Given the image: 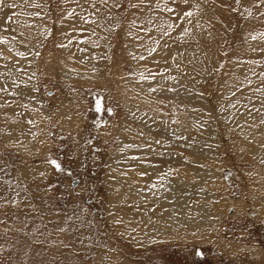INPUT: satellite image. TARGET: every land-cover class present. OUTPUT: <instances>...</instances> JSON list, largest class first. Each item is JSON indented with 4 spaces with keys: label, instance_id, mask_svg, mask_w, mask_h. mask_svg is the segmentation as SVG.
I'll return each instance as SVG.
<instances>
[{
    "label": "rangeland",
    "instance_id": "rangeland-1",
    "mask_svg": "<svg viewBox=\"0 0 264 264\" xmlns=\"http://www.w3.org/2000/svg\"><path fill=\"white\" fill-rule=\"evenodd\" d=\"M187 11L194 15L181 23ZM40 22L45 29L34 32ZM179 30L194 39L193 53L191 41H176ZM262 33L261 0H3L0 39L22 46L24 56L0 44L3 67L17 73L0 76V192L26 197L31 186L12 181L20 185L27 169L44 166L54 193L48 205L17 212L0 198V264H264ZM178 81L193 86L198 120ZM21 106L47 116L34 142L33 163H44L23 161L10 173L24 157H10L13 146L2 142ZM127 139L141 150L115 160ZM48 158L62 171L49 175ZM165 179L181 180L183 217L160 197L165 191L175 206L184 203Z\"/></svg>",
    "mask_w": 264,
    "mask_h": 264
},
{
    "label": "crops",
    "instance_id": "crops-1",
    "mask_svg": "<svg viewBox=\"0 0 264 264\" xmlns=\"http://www.w3.org/2000/svg\"><path fill=\"white\" fill-rule=\"evenodd\" d=\"M19 60H21L22 58H17ZM24 59V58H23ZM24 61V60H23ZM8 61H5L4 59H0V76L5 78V79H9L10 77L6 76V73H9L8 75L11 76V78L9 80L12 79L13 76H15L17 73L13 71V73H11L10 69L11 66L8 65L7 68L3 67L4 63H7ZM7 86V85H6ZM30 86V85H28ZM36 94H38L39 96H41L37 90ZM27 96V95H25ZM28 100L33 101V99L35 98V96L31 95L27 96ZM40 108L43 109V104L40 101L39 104ZM22 108V110H20V114L21 115H16L15 117V125H12V129L10 128L9 131H12V133H9L8 135V139H10L9 137L11 136V134H14L13 138L10 139L12 140L13 143H10L8 141V139L2 142L3 145H12L13 147H7L6 151L7 154L10 157H24V158H20L18 159L16 162L13 160L12 161V167H10V173H13L15 171H18V169L20 168V164L23 163V161H26L28 163H30L32 161V166H36L38 165V167H40L39 164L44 163V161H41L38 163H33L34 161H38V159H34L35 157H39L37 153L38 149L37 147H39L37 144H34L35 141L38 142L39 138L42 136V134L40 135V132H42V117L46 118L47 116H45V112L44 110H42V113H38L37 110L34 111L35 106H31V107H20ZM27 108L28 111H25ZM32 111H34V113H32ZM47 119V118H46ZM71 128L70 130H76L75 127H69ZM70 132H75V131H70ZM76 134V133H75ZM18 135V136H17ZM249 135V134H248ZM15 136H17V138H15ZM46 137V136H45ZM4 138V137H3ZM18 138H22L21 140H16ZM5 160V159H3ZM49 160H51L50 158H48L46 160V164H50L51 165V169H47L48 174L50 175L54 166H52V164L49 162ZM53 161V160H52ZM44 166L40 167V168H36V167H31L30 169H27V176L25 177L27 180H21L20 181V185H18V183L13 180V179H9L13 180L12 182H14L13 184L16 186H31V189L28 190V193L26 194V197L21 196L17 191H12L13 194L7 190L6 193L3 195L2 192H0V198L3 200H5L8 204L7 209H10L11 211L17 212L19 210H21L22 208V204H26L25 208L26 210L31 209L32 205H34V203L38 204V207H44V205H48L50 202V198L53 197V193H54V187L51 186V180L48 178H42V176L44 175V171L42 170ZM14 169V170H13ZM33 169V170H32ZM42 170V171H41ZM41 173V176H40ZM45 176V175H44ZM46 177V176H45ZM42 178V179H41ZM10 181V183H12ZM50 182V183H49ZM5 196V197H4ZM42 204L43 206L39 205Z\"/></svg>",
    "mask_w": 264,
    "mask_h": 264
},
{
    "label": "bare ground",
    "instance_id": "bare-ground-1",
    "mask_svg": "<svg viewBox=\"0 0 264 264\" xmlns=\"http://www.w3.org/2000/svg\"><path fill=\"white\" fill-rule=\"evenodd\" d=\"M169 11H166V14H168V16H167V19H166V21H167V23H168V20L169 21H171L170 20V18H168V17H170L171 15H170V13H168ZM236 12V11H235ZM227 14V13H226ZM1 15H3L2 17L3 18H5V10L4 9H2V14ZM180 17H182V20H181V23H185V22H187L186 21V19L184 18V16H182V15H179ZM230 20V19H229ZM171 25H173L174 27H176L175 26V24L174 23H170ZM173 27V28H174ZM187 27L188 28H191V25H187ZM9 29H10V26H8L7 28H6V31H8L9 32ZM45 29V26H44V24L42 23V22H40V23H38L37 25H35V27H33V31L34 32H37V33H41V32H43V30ZM190 31V30H189ZM193 31V30H192ZM172 32V31H171ZM178 36H176L175 37V39H176V41H178V42H180V43H184V42H186V40H189V41H191V42H189V43H187L188 44V49L191 51V53H193V51H192V48L195 46H193V42H194V39H191L190 37H188V39L185 37V36H181V30H179V32H178V34H177ZM155 37V36H154ZM156 37H157V35H156ZM17 38V37H16ZM158 38H159V36H158ZM163 38H165L164 36H163ZM152 39H154V38H152ZM40 42H41V39H40ZM196 42V41H195ZM212 42V41H211ZM157 44H158V42H157ZM198 44V43H197ZM197 44H196V46H197ZM211 44V43H210ZM262 44V43H261ZM2 46H4L5 47V49L8 51H10L11 52V54L12 55H18V52L20 51V47H22V46H16L14 43H12V42H9V44H1ZM159 45V44H158ZM154 46V45H153ZM137 49H139V47L137 48ZM153 49H154V51L151 53V54H148L149 55V58L151 59V60H155V59H158V56H159V47L158 46H154L153 47ZM8 51V52H9ZM99 51V50H98ZM13 52V53H12ZM98 53V52H97ZM195 53V52H194ZM200 53V52H199ZM10 54V53H9ZM202 54V53H201ZM203 55V54H202ZM2 54L0 53V58H2ZM195 58H197V53H195ZM83 60V59H82ZM69 73V70L68 69H64V70H62V74L61 75H63V76H65L66 77V73ZM90 72V74L92 75L93 74V71L92 70H90L89 71ZM74 73H76V72H71V74H74ZM68 75V74H67ZM70 75V74H69ZM94 75V74H93ZM78 76H79V78L81 77V76H83L81 73H79L78 74ZM99 76V75H98ZM101 77V76H100ZM103 78V77H102ZM10 79V78H9ZM97 80H99V79H97ZM171 80H173L172 78H171ZM174 84H175V86L177 87V86H181L182 85V82H180V81H178V83L176 84L175 82H173ZM146 86H147V84H146ZM178 88V87H177ZM181 89H183V94L185 95V96H187L188 98H189V101H190V103L192 104L191 105V111H192V113H194L195 114V117H196V120H198L199 119V117L198 116H196V113H197V108H196V105H195V103H194V101L191 99V97L195 94H193V92H192V89H193V86L190 84V83H185V84H183L182 86H181ZM28 90V89H27ZM26 92V91H25ZM22 93V92H21ZM28 96V95H27ZM26 96V97H27ZM263 99H264V95H262L261 96ZM206 99V98H205ZM246 101H247V99H246ZM249 103V100H248V102H246V104H248ZM206 105V104H205ZM262 107V106H261ZM224 111V110H223ZM220 112V111H219ZM240 112V117H241V119H245L247 122L245 123V126H246V124H250V123H252L251 121L252 120H249V119H252V116L251 115H248V114H246V112L244 111V113L243 112H241V111H239ZM200 113V112H199ZM242 113V114H241ZM205 114V113H204ZM208 114V113H207ZM63 115V114H62ZM221 116H222V114H221ZM223 116H225V119H226V114L224 113V115ZM69 117V116H68ZM67 118V117H66ZM208 118V117H207ZM219 118V117H218ZM64 119V118H63ZM149 119H150V122L151 123H157L159 126H161L162 127V125H161V122H160V120L158 119V118H156V117H149ZM222 119H223V117H222ZM65 120V119H64ZM70 121V120H69ZM68 121V122H69ZM254 122V121H253ZM64 123V122H63ZM71 123V122H70ZM243 124V123H242ZM200 126V125H199ZM163 127H164V125H163ZM194 127H195V125H194ZM197 127H198V125H197ZM202 127V126H201ZM200 127V128H201ZM166 129V128H165ZM198 129V128H197ZM247 132H248V128L247 129H245V127H244V136H245V138H247L248 140H253L252 139V137H249V136H247ZM243 133V132H242ZM262 133L264 134V128H263V131H262ZM121 140V139H120ZM196 144H197V142H196ZM120 149H122V151H124L125 152V154L123 155V157H122V154H121V151H120V153H119V156L120 157H114V159L115 160H117V159H119V158H121V159H125V158H127V159H129L130 160V156L128 157V153H134V151L135 150H141V148H139L138 147V145H136V144H133V141L131 142V140H128L127 139V143H126V145L125 146H123V145H121V143H120V147H119ZM119 149V150H120ZM144 150V152H148L149 150L148 149H143ZM256 152L258 153L256 156L257 157H261L260 155H259V150L258 149H256ZM130 155V154H129ZM134 157V156H133ZM137 157H139V156H137ZM263 162H264V158H263ZM190 164V163H189ZM118 166H120L119 164H118ZM190 168V166L188 165V169ZM113 169V168H112ZM137 171H139V170H137ZM114 173V172H113ZM165 182H166V184L165 185H169L171 188H173L174 190H176V191H179L180 193H182L183 194V200H184V203L183 202H180V201H178L177 202V204H176V206H175V197H172L171 195H169L167 192H165V191H160V197H161V199H162V201H164V202H167V203H169V204H171V202H172V200H173V203H172V205L176 208H178L179 210H180V212H179V215L180 216H182L184 213H185V210H186V208H187V204H188V200H187V193H185L184 191H182V189L180 188V186H179V183H180V179H178V180H173V181H166V179L164 180ZM187 187H189L190 189H191V191H193V187L191 186V185H186ZM115 194V193H114ZM195 194H197V195H199V196H204V197H210V194H208V193H204L203 191H200L199 189H197V191L195 192ZM112 200H113V202H115L116 201V198H115V196H114V198H113V196H112ZM251 204V203H250ZM250 207V206H249ZM199 213V212H198ZM207 215L208 216H210L209 215V213H207ZM197 216V215H196ZM183 217V216H182ZM198 218L202 221V222H207V221H209L210 220V218H208L206 215H205V213L204 214H198ZM178 219H179V217H178ZM182 220V219H181ZM213 220L215 221V219L213 218ZM216 222V221H215Z\"/></svg>",
    "mask_w": 264,
    "mask_h": 264
},
{
    "label": "snow or ice",
    "instance_id": "snow-or-ice-1",
    "mask_svg": "<svg viewBox=\"0 0 264 264\" xmlns=\"http://www.w3.org/2000/svg\"><path fill=\"white\" fill-rule=\"evenodd\" d=\"M103 2H104V3H107V0H103ZM184 2L187 3V0H184ZM261 2H264V0H261ZM2 3H3V0H0V4H2ZM237 3H239V0H237ZM197 7H199V6H197ZM168 11H173V10H172V9H168ZM250 14H251V13H250V11H249V15H250ZM69 15H72V13H69ZM193 15H194V13H193L192 11H187V12L184 13V17H185V18H188L189 20H190V18H191ZM85 22H86V23L88 22L87 19H85ZM93 23H95V21H93ZM197 26H199V25H197ZM168 27H169V28H173L174 26L171 25V24H169ZM188 31H189V29L186 28V29L184 30L185 34H187ZM169 34H170V33H165V35H169ZM261 36H264V33H262ZM252 38H253V39H256L255 36H253ZM5 43H7V41H5L4 39H0V44H5ZM69 43H71V42H69ZM80 43H86V41L81 40ZM61 46H62V47H67V45H61ZM82 51H83V49H82ZM153 51H154V49H149V54H151ZM18 55H20L21 57H23V56H24V53L21 52V53H19ZM140 59H144V57L141 56ZM141 78H142V79H147V77H145V76L143 75V73H141ZM152 91H155V89H152ZM96 110H97V111H100V102H99V100H97ZM108 111H111V110L109 109ZM262 123H264V121H262ZM50 163L56 168L57 171H62L61 166H60L56 161H50ZM166 175H167V174H166Z\"/></svg>",
    "mask_w": 264,
    "mask_h": 264
},
{
    "label": "water",
    "instance_id": "water-1",
    "mask_svg": "<svg viewBox=\"0 0 264 264\" xmlns=\"http://www.w3.org/2000/svg\"><path fill=\"white\" fill-rule=\"evenodd\" d=\"M48 94H51V93L48 92Z\"/></svg>",
    "mask_w": 264,
    "mask_h": 264
}]
</instances>
